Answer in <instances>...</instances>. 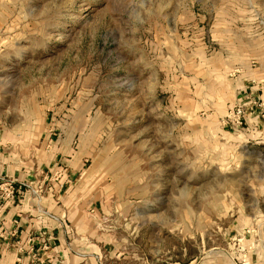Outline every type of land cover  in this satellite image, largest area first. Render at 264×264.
Segmentation results:
<instances>
[{
    "label": "rangeland",
    "instance_id": "rangeland-1",
    "mask_svg": "<svg viewBox=\"0 0 264 264\" xmlns=\"http://www.w3.org/2000/svg\"><path fill=\"white\" fill-rule=\"evenodd\" d=\"M262 39L264 0H0V142L45 155L69 139L79 169L55 174L89 178L74 185L113 226L111 254L185 264L252 248L264 144L219 116L228 70Z\"/></svg>",
    "mask_w": 264,
    "mask_h": 264
},
{
    "label": "crops",
    "instance_id": "crops-1",
    "mask_svg": "<svg viewBox=\"0 0 264 264\" xmlns=\"http://www.w3.org/2000/svg\"><path fill=\"white\" fill-rule=\"evenodd\" d=\"M228 72L231 89L225 113L219 116L220 126L239 139L264 144V110L258 106L264 102V39L251 58H242ZM234 109L242 110L240 125L226 121ZM70 145L66 137L57 138L43 155L41 148H30L24 137L0 142V189L4 182L15 188L13 199L0 197V264H109L111 257L118 264L157 263L122 252L111 254L113 226L103 222L102 209L86 202L85 187L74 185L89 178L55 174L61 166L68 176L78 171L80 163ZM249 241L245 237L232 240L226 255L203 253L199 260L185 264H232L231 260L242 264L243 254L249 264H264V243H253L250 248L245 244Z\"/></svg>",
    "mask_w": 264,
    "mask_h": 264
},
{
    "label": "built area",
    "instance_id": "built-area-1",
    "mask_svg": "<svg viewBox=\"0 0 264 264\" xmlns=\"http://www.w3.org/2000/svg\"><path fill=\"white\" fill-rule=\"evenodd\" d=\"M259 108H261L262 110H264V102H259L258 104ZM262 113H264V111H262ZM226 121H232L237 125H240L242 123V110L241 109H234L229 111V114L226 118ZM5 185L4 188H1V195L0 197L3 199H13L15 196V188L13 187L12 183H7L4 182L3 183ZM245 254H243V260H242V264L244 263V258H245ZM246 264V261H245Z\"/></svg>",
    "mask_w": 264,
    "mask_h": 264
}]
</instances>
